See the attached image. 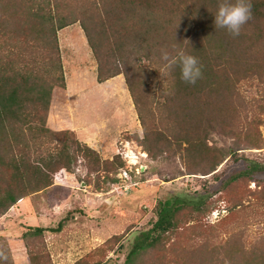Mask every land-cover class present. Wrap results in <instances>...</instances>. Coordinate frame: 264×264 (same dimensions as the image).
<instances>
[{"label":"trees","instance_id":"1","mask_svg":"<svg viewBox=\"0 0 264 264\" xmlns=\"http://www.w3.org/2000/svg\"><path fill=\"white\" fill-rule=\"evenodd\" d=\"M218 2L0 0V216L59 182L77 160L107 179L123 165L119 154L102 159L71 125L57 31L76 22L96 59L97 81L124 77L142 128L128 139L151 157L178 155L187 173L216 177L225 159L242 161L224 187L241 178L264 182V161L239 154L264 146V0H250L252 19L238 37L215 28ZM162 50L196 56L202 78L192 85L180 79L179 67L162 71ZM209 198L185 193L159 201L156 221L139 233L123 264H264V232L249 237L244 228L190 249L159 247L180 212L205 209ZM44 230L25 234L28 264H51L31 240Z\"/></svg>","mask_w":264,"mask_h":264},{"label":"rangeland","instance_id":"2","mask_svg":"<svg viewBox=\"0 0 264 264\" xmlns=\"http://www.w3.org/2000/svg\"><path fill=\"white\" fill-rule=\"evenodd\" d=\"M57 37L76 137L102 159L119 154L123 165L107 179L77 160L59 182L14 203L0 216L5 264H28L25 234L34 226L48 228L31 240L51 264H123L139 233L156 221L159 201L172 194L210 198L205 209L180 212L178 227L159 246L171 252L225 239L240 228L249 237L264 232V182L241 178L223 186L242 161L225 159L215 177L187 173L178 155L149 156L127 138L141 135L142 128L123 75L97 81V62L78 22L58 30ZM259 130L264 140V123ZM213 138L220 145L230 144L228 138ZM239 154L264 161V146Z\"/></svg>","mask_w":264,"mask_h":264},{"label":"clouds","instance_id":"3","mask_svg":"<svg viewBox=\"0 0 264 264\" xmlns=\"http://www.w3.org/2000/svg\"><path fill=\"white\" fill-rule=\"evenodd\" d=\"M251 7L250 0H219L214 14L215 28L225 30L232 37H238L242 27L252 19ZM160 58L165 62L162 71L179 67L180 79L184 83L194 85L202 78V65L196 56L182 50L176 51L175 55L162 50Z\"/></svg>","mask_w":264,"mask_h":264},{"label":"crops","instance_id":"4","mask_svg":"<svg viewBox=\"0 0 264 264\" xmlns=\"http://www.w3.org/2000/svg\"><path fill=\"white\" fill-rule=\"evenodd\" d=\"M73 24H75V23H73ZM72 25V24H71ZM68 26H70V25H68ZM67 27V26H66ZM86 41H87V39H86ZM88 43V42H87ZM84 136V135H83ZM85 137V139H88L89 137L88 136H84ZM88 141V140H87Z\"/></svg>","mask_w":264,"mask_h":264},{"label":"water","instance_id":"5","mask_svg":"<svg viewBox=\"0 0 264 264\" xmlns=\"http://www.w3.org/2000/svg\"><path fill=\"white\" fill-rule=\"evenodd\" d=\"M141 168H143V167H141Z\"/></svg>","mask_w":264,"mask_h":264}]
</instances>
